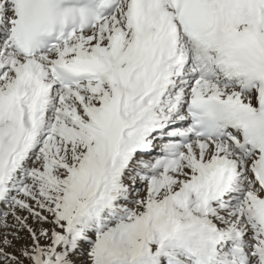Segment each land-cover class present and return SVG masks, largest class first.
I'll list each match as a JSON object with an SVG mask.
<instances>
[{
  "label": "snow or ice",
  "instance_id": "snow-or-ice-1",
  "mask_svg": "<svg viewBox=\"0 0 264 264\" xmlns=\"http://www.w3.org/2000/svg\"><path fill=\"white\" fill-rule=\"evenodd\" d=\"M0 264H264V0H0Z\"/></svg>",
  "mask_w": 264,
  "mask_h": 264
},
{
  "label": "rangeland",
  "instance_id": "rangeland-1",
  "mask_svg": "<svg viewBox=\"0 0 264 264\" xmlns=\"http://www.w3.org/2000/svg\"><path fill=\"white\" fill-rule=\"evenodd\" d=\"M76 259L78 260V261H85L86 260V257L85 256H83V255H79V256H77L76 257Z\"/></svg>",
  "mask_w": 264,
  "mask_h": 264
}]
</instances>
